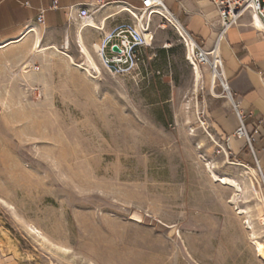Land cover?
I'll return each instance as SVG.
<instances>
[{
	"label": "rangeland",
	"instance_id": "obj_1",
	"mask_svg": "<svg viewBox=\"0 0 264 264\" xmlns=\"http://www.w3.org/2000/svg\"><path fill=\"white\" fill-rule=\"evenodd\" d=\"M150 28L130 75L101 64L92 27L36 30L4 50L0 264H264L261 171L214 125L232 98L206 66L196 78L177 26L156 15Z\"/></svg>",
	"mask_w": 264,
	"mask_h": 264
},
{
	"label": "crops",
	"instance_id": "obj_2",
	"mask_svg": "<svg viewBox=\"0 0 264 264\" xmlns=\"http://www.w3.org/2000/svg\"><path fill=\"white\" fill-rule=\"evenodd\" d=\"M163 1L196 42L206 50L213 46L219 26L217 11L209 0ZM140 5L141 0H0V57L4 55V50L13 46L9 43L26 40L36 30L56 31L80 26L82 20L77 16V9L82 6L96 9L93 19L99 27H103L102 31L95 28L97 34L94 40L99 41L101 35L113 26L131 19L125 6ZM39 14H42L41 21L37 20ZM84 37L89 38L85 33ZM96 41L91 43L94 52L98 50ZM218 53L233 103L244 115L248 130L257 133L253 147L264 174V36L255 29L249 13L227 30L218 44ZM214 125L217 134L227 140L230 149L240 150V140L232 133L238 125L234 108L227 112L221 108Z\"/></svg>",
	"mask_w": 264,
	"mask_h": 264
},
{
	"label": "built area",
	"instance_id": "obj_3",
	"mask_svg": "<svg viewBox=\"0 0 264 264\" xmlns=\"http://www.w3.org/2000/svg\"><path fill=\"white\" fill-rule=\"evenodd\" d=\"M209 2L214 6L218 15L219 29L216 40L213 46L206 50L180 25L184 30L183 39L187 47L186 59L192 68L206 66L210 74L211 85L213 87L217 84L220 85L232 98L222 74V58L218 53V44L225 37L227 30L236 25L245 13L250 14L255 29L264 36V0H209ZM124 9L131 19L113 26L101 35L98 42V57L101 64L115 75H130L143 62L144 53L153 40V33L150 28L153 16L160 15L167 21L169 17L176 20L163 0H141L139 7L125 6ZM95 10H90L87 6L79 7L77 16L82 20L81 23H88V21L93 20ZM37 20H42V14L37 16ZM95 28L99 31L103 30L101 26ZM115 47L116 49H114ZM233 108L238 119V125L233 131V136L245 142L261 171L259 159L253 147L257 133H251L248 130L244 123V115L234 103ZM261 174L264 180L262 171Z\"/></svg>",
	"mask_w": 264,
	"mask_h": 264
},
{
	"label": "bare ground",
	"instance_id": "obj_4",
	"mask_svg": "<svg viewBox=\"0 0 264 264\" xmlns=\"http://www.w3.org/2000/svg\"><path fill=\"white\" fill-rule=\"evenodd\" d=\"M256 21V20H255ZM168 22L169 23H172L174 24L175 26H177L181 32H182V35H183V32L184 30L182 29V27L180 26V24L174 20L172 17H169L168 19ZM257 22V21H256ZM81 26L82 27H92V28H95L97 25V23H95V20H90L88 21V23H81ZM26 36V34L23 35V38ZM78 43H79V48H80V53L84 56L85 58V65L87 66V68H94L95 70H99L98 66L96 65V63L93 61V59L91 58L89 52L87 51L85 45L83 44V41H82V35L80 33V31L78 32ZM34 48L37 49L38 51H41V52H44L45 49L43 48H40V42H39V39L36 38L35 42H34ZM47 49V48H46ZM98 54V53H97ZM67 55V54H66ZM69 59V58H68ZM27 66V65H26ZM24 66V67H26ZM28 67V66H27ZM88 70V69H87ZM24 71V69H23ZM26 73V70L24 71ZM23 72V73H24ZM193 72H194V75L196 76V78H200V72H199V68L197 66H195L193 68ZM209 172L211 174V177L213 178V180L215 181H218L219 183L221 184H224V185H230V186H233L237 189V190H241V186L236 183V181L232 178H229V177H224V176H218L214 173V171L209 167ZM262 182L264 184V180L262 178ZM233 184V185H231ZM252 188V187H251ZM236 194V193H235ZM236 199V198H235ZM240 211L241 212H247V208H240ZM240 212V213H241ZM262 221H264V216L261 217ZM251 223V222H250ZM251 226V225H250ZM251 229V228H250ZM40 233V232H39ZM251 233L252 235L255 234V231L254 229H251ZM255 238V237H254ZM254 246H255V251H256V255L262 259L263 263H264V242H261L257 239H254Z\"/></svg>",
	"mask_w": 264,
	"mask_h": 264
},
{
	"label": "water",
	"instance_id": "obj_5",
	"mask_svg": "<svg viewBox=\"0 0 264 264\" xmlns=\"http://www.w3.org/2000/svg\"><path fill=\"white\" fill-rule=\"evenodd\" d=\"M114 49H116V47Z\"/></svg>",
	"mask_w": 264,
	"mask_h": 264
}]
</instances>
